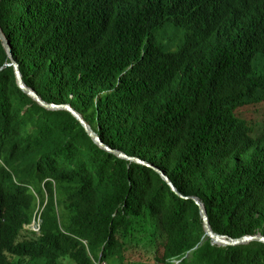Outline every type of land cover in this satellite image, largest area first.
<instances>
[{
	"label": "trees",
	"instance_id": "trees-1",
	"mask_svg": "<svg viewBox=\"0 0 264 264\" xmlns=\"http://www.w3.org/2000/svg\"><path fill=\"white\" fill-rule=\"evenodd\" d=\"M0 24L45 100L200 197L217 232L264 234V125L240 114L264 102V0H0ZM7 62L0 40V264H264V242L215 243L192 198Z\"/></svg>",
	"mask_w": 264,
	"mask_h": 264
},
{
	"label": "water",
	"instance_id": "water-1",
	"mask_svg": "<svg viewBox=\"0 0 264 264\" xmlns=\"http://www.w3.org/2000/svg\"><path fill=\"white\" fill-rule=\"evenodd\" d=\"M0 40L2 41L3 45L7 48V51L11 58V62H7L6 66H11V65L15 66L18 84L25 92H27L31 97H33L37 102H39L42 106H44L47 109H53V110L65 109V110L72 112L79 119V121L83 124V126L85 127L89 135L92 137V139L96 143H98L99 146H101L103 149H106L116 154L119 157L128 159L130 161L142 163V164H145V165H148L154 168L156 171H158L162 175V177L172 187L173 191H175L179 196L183 198H187V199L192 198L200 207L201 215L204 220L205 235L212 238L215 243L228 246V245H241V244H245L251 241L264 242V234L261 232L256 233V234H246L241 237H233L228 234H222V233L217 232L212 226L211 218H210L207 206L200 197L185 195L183 192L179 190V188L176 186V184L171 179V177L163 169L156 166L155 164H152L148 162L147 160L142 159L139 156L130 155L127 152L119 148L112 147L111 145L106 143L103 137L92 127L89 121L85 118L83 113L77 110L72 104L49 102L45 100L34 87L30 86L25 80L24 73L21 69L20 63L17 61V59L14 56L11 41L7 37L1 24H0Z\"/></svg>",
	"mask_w": 264,
	"mask_h": 264
},
{
	"label": "rangeland",
	"instance_id": "rangeland-1",
	"mask_svg": "<svg viewBox=\"0 0 264 264\" xmlns=\"http://www.w3.org/2000/svg\"><path fill=\"white\" fill-rule=\"evenodd\" d=\"M184 33V30L178 31L174 25H168L160 31L159 40L163 43H173L172 46L176 48V46H178L185 39ZM240 114L250 121H256L258 129H260L264 125V102L257 105L246 106L240 110ZM163 241L164 238H160L158 240V244L152 249L145 248L144 246H139V248L137 246H132L129 250H127L128 259L136 261H140L148 257L153 259L158 249L163 248Z\"/></svg>",
	"mask_w": 264,
	"mask_h": 264
},
{
	"label": "clouds",
	"instance_id": "clouds-1",
	"mask_svg": "<svg viewBox=\"0 0 264 264\" xmlns=\"http://www.w3.org/2000/svg\"><path fill=\"white\" fill-rule=\"evenodd\" d=\"M40 219H41L40 229H39V230H35V229L33 228V224H34L35 222H38ZM25 227L28 228L29 230H31L33 233H36V234H38V235L42 234V228H43L42 218H41V217H40L39 219H38V218H35L31 223L26 224Z\"/></svg>",
	"mask_w": 264,
	"mask_h": 264
},
{
	"label": "built area",
	"instance_id": "built-area-1",
	"mask_svg": "<svg viewBox=\"0 0 264 264\" xmlns=\"http://www.w3.org/2000/svg\"><path fill=\"white\" fill-rule=\"evenodd\" d=\"M40 225H41V219H40L38 222H35V223L33 224V228H34L35 230H39V229H40Z\"/></svg>",
	"mask_w": 264,
	"mask_h": 264
}]
</instances>
